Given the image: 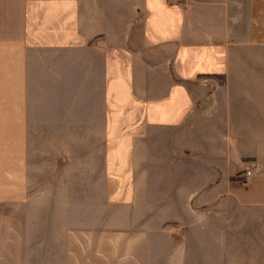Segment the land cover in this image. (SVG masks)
<instances>
[{"label":"crops","instance_id":"obj_1","mask_svg":"<svg viewBox=\"0 0 264 264\" xmlns=\"http://www.w3.org/2000/svg\"><path fill=\"white\" fill-rule=\"evenodd\" d=\"M0 89V264H264V0H0Z\"/></svg>","mask_w":264,"mask_h":264},{"label":"rangeland","instance_id":"obj_2","mask_svg":"<svg viewBox=\"0 0 264 264\" xmlns=\"http://www.w3.org/2000/svg\"><path fill=\"white\" fill-rule=\"evenodd\" d=\"M36 12L37 10H35V13ZM42 22L43 21L39 20L36 14L35 16H31V19L29 20V23L33 28H37L41 26ZM34 36L36 38H40L38 37V34H34ZM4 102L5 100L0 99V103H4ZM19 142H16V145H18ZM15 149L17 152V150L20 148L15 147ZM12 210L13 209L10 206H6V205L0 206V219L4 218L7 215L14 214V218L17 221L21 222V220L24 219L22 217L23 213H21L20 211H12ZM16 225H19V227H21L23 223H18ZM2 226L4 225L0 224V227ZM172 233L173 235L180 238V240H183L184 238L189 239L188 230L181 229L178 231L176 230ZM200 234L201 233H199L198 231L194 233H190L191 241L193 240V238L196 241L194 243H192L191 241L187 245L178 244V243H172L167 245L165 243L162 244V246L160 245L161 246L160 248L153 246V244L150 242V236H151L150 233H146L143 235H129L126 239V242L123 241L121 242V244L117 245V249L116 251L113 252L114 255L110 258L108 264H246V261L242 256L245 250L243 249V247H241V245L238 244H234L232 246L227 245V247L225 246L223 248V251L227 252L226 255L228 257H231L233 252L234 256L239 257L238 259H233V260L231 258L224 260L212 259L210 256L215 251L214 247L209 243H203L204 238H201ZM176 251H180V252L186 251V253L188 254V258L180 259V260H172L171 258H167ZM200 251L204 252L203 255H206L207 258L199 259L198 256L200 255ZM84 256H85V251L82 250V254L81 257L79 258L78 264H87L91 262L90 260L81 259Z\"/></svg>","mask_w":264,"mask_h":264},{"label":"built area","instance_id":"obj_3","mask_svg":"<svg viewBox=\"0 0 264 264\" xmlns=\"http://www.w3.org/2000/svg\"><path fill=\"white\" fill-rule=\"evenodd\" d=\"M168 1L173 4H179L186 2L187 0H168ZM257 169H258V165L256 164V162L254 161L248 162L243 172L242 181L247 182L250 179V177L255 173V171H257Z\"/></svg>","mask_w":264,"mask_h":264}]
</instances>
